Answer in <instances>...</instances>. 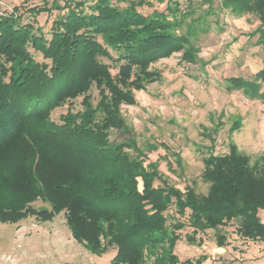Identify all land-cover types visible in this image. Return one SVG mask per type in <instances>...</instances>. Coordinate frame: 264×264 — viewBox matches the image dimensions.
<instances>
[{"label":"trees","instance_id":"obj_1","mask_svg":"<svg viewBox=\"0 0 264 264\" xmlns=\"http://www.w3.org/2000/svg\"><path fill=\"white\" fill-rule=\"evenodd\" d=\"M154 1L131 0L120 7L114 0H94L86 9L83 0H66L62 6L53 0L31 8L34 15L67 8L54 19L51 37L33 21L23 22L16 7L0 13L1 222L29 215L49 220L65 210L74 237L88 249L102 255L107 245L116 246L112 264H179L175 246L180 230L191 227L186 238L195 242L199 232L218 230L238 217L241 236L264 239L259 216L264 210V158L252 164L235 147L210 155L204 172L208 191L200 194L190 186L183 191L168 184L157 162L146 164L139 149L131 157L124 143L110 142V129L124 125L121 103L135 102L131 86L159 78V72L152 77L146 69L150 61L180 50L184 59H194L191 33L181 30L178 10L151 16L138 9ZM222 6L257 15L258 41L264 47V0H223ZM32 50L49 61L37 60ZM104 58L115 61L119 71L113 74ZM144 64L141 73H133V67ZM259 80H264V68L252 79L229 78L231 88L255 98L264 97ZM94 86L100 94L97 106ZM79 96L83 109L69 105L59 121L52 118L53 110ZM38 199L50 207H35ZM172 205L180 215L189 210L188 223L176 218L168 226ZM218 237L223 245L226 237ZM205 259L201 255L182 264Z\"/></svg>","mask_w":264,"mask_h":264},{"label":"rangeland","instance_id":"obj_2","mask_svg":"<svg viewBox=\"0 0 264 264\" xmlns=\"http://www.w3.org/2000/svg\"><path fill=\"white\" fill-rule=\"evenodd\" d=\"M52 1L0 0V13L12 12L16 7L23 22L33 21L35 27H42L45 35L51 37L54 19L67 8L37 15L30 9L50 5ZM83 1L89 9L94 0ZM130 1L114 0L120 7ZM222 1L155 0L151 5L145 3L138 8L151 16L156 12L178 10L184 21L181 30L191 33L194 59H184V50H180L150 61L146 69L152 77L153 72H159V78L145 80L141 87L131 86L135 102L120 105L124 125L109 131L110 142L124 143L123 150L131 157H136L139 149L146 164L157 162L168 184L183 191L190 186L200 194L208 191L209 182L204 181V172L205 158L210 155H224L235 147L252 164L264 158V97L248 96L243 89L231 88L229 81L237 76L252 79L264 68V47L258 41L260 31L257 30L260 20L255 14H236L223 7ZM65 2L59 0L61 6ZM32 51L37 60L49 61L42 53ZM104 60L111 64L113 74L119 71L115 61ZM144 66L133 67V73L140 72ZM259 83L260 92H264V80ZM91 93L93 105L97 106L99 89L94 86ZM109 94L111 96L107 91ZM82 99L83 96H79L73 103L56 108L52 118L59 121L69 105L74 111L83 109ZM158 183L155 181V185ZM33 205L50 207L42 199ZM188 214L189 210L180 215L172 205L167 211L168 226L176 218L188 223ZM259 216L264 223V210L259 211ZM241 222L242 218L238 217L218 230L199 232L195 242L186 238L191 227L180 230L182 236L175 246L179 264L201 255L206 256L202 264H264V239L241 236L237 231ZM219 233L226 237L223 245ZM103 244L107 245V240ZM105 248V253L98 255L79 242L69 227L65 210L49 220L29 215L16 222L0 221V264H112L116 246ZM147 264H153L152 260Z\"/></svg>","mask_w":264,"mask_h":264}]
</instances>
